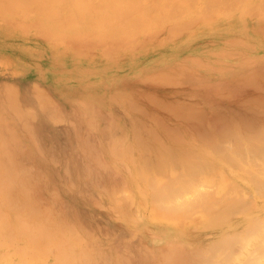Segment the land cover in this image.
Returning <instances> with one entry per match:
<instances>
[{
  "label": "crops",
  "instance_id": "obj_1",
  "mask_svg": "<svg viewBox=\"0 0 264 264\" xmlns=\"http://www.w3.org/2000/svg\"><path fill=\"white\" fill-rule=\"evenodd\" d=\"M209 3H211V5ZM55 5L56 4L48 3H45L42 6L33 4L29 6V8H26L23 4L15 3L13 1L4 2L0 0V58L6 57L13 64H9L11 66H7V68H1L0 66V89L5 87H13L19 93L18 99H15L14 101H10V99L0 100V103L4 102V104H0V106L19 108L17 116L9 115L10 119L0 122V138H14L16 140V148L9 153V155L11 154V157L8 155L9 151H7L5 154L7 158L5 161L8 165L5 168H8V170L11 168L10 171H16L17 169L16 172H27V170L32 171L33 174L31 177L32 179L33 177L35 179L33 181H47L42 184L32 183L30 184L31 186L34 184V186L43 185L69 188V190L65 191L63 196V201L69 204L67 209H65V212L67 213L66 217L71 218L72 216V204H78V206L74 207V210L75 212H79V217L81 218V227L83 230L85 229L87 231L86 237L82 238V242L84 241V244L81 245L82 250H85L86 248L88 249V246H90V249L94 250L95 252L105 251L106 256L115 258L114 256L117 252L127 249L129 254L133 256L130 258L131 264H163V262L177 261L178 258H180L179 260L181 261L183 259L184 262H188L191 259H194V262H198V260L202 261L204 258L206 261L207 257H205V255L207 256L210 254L209 249L211 248V245L213 242H216L217 238H221V235L216 234L219 231V226H217L216 223L222 222L226 214L219 215L221 217V221H218L219 218H217V215L213 213L214 211L211 212L210 207H208L210 212H207V206L210 205L207 204L208 200L206 199L207 196L205 195L210 192L208 189V192L205 190L203 192L202 188L203 186L205 188L206 185L208 186L216 184V172L217 170H225L226 163H223L219 160L217 162V155H222L224 152L222 149L223 147H221L219 144L222 149V153L220 152L219 147L216 150L218 152L213 151L215 147L212 149L213 146H211V143H208L210 145H207L205 143L206 141L203 140L206 138L205 135H207L204 129L211 133L210 135H212L211 137L213 138V143H221L219 140H222L224 137L222 136V139L218 138V136L221 135L219 134L218 130L215 131V123L212 125L214 126L213 129L211 128L212 126L209 129L207 128L212 124V120L215 121L214 119L216 116H218V112H222V116L225 114L224 118H227V121L230 119L231 122H235L239 119L233 113H229L228 108H238L239 106L238 109H240L244 103V99L245 102L251 104L248 98H260V102L261 100L264 101V90L261 89V85L264 89V0H192L189 2L177 3L175 5L176 7L174 6V9L172 8V10L175 11V17H172L173 14H170L166 19H150L149 24H146V26H158L159 28L155 29L154 31L152 29H145L146 34L140 36L136 35L134 28L129 29L126 35L123 31L119 30L117 33H113V31H103L104 33H100L101 35L98 33L93 34L90 30L92 26V18L90 19V16L83 12L78 14L82 16L78 23L79 29L76 27V24L73 26L62 22H59L61 24H57L55 18L68 17V13H61L57 15L54 14V18H51L47 13H39L40 11L45 12L47 10H58L62 12H69L72 10H133V7L129 4L94 3L91 5H74H79V8H73V4L70 3L60 4L57 8H55ZM25 10L37 11L38 13L28 14V18L23 20H18L16 17H14L17 16V14H21L22 11ZM169 10H171V8H169ZM10 16L12 18H8ZM147 22L148 21H146V23ZM189 22L192 24L185 28L187 26L186 24ZM130 25L135 26V19L130 20ZM60 27L63 28L61 29ZM180 28H185V30L178 33ZM71 43L80 44V49L76 50V53H80V55L84 56V63H87L86 65L88 66V69L86 72H84L85 74H77L71 69L65 70V65L61 61L62 57L58 56L54 58L52 62L48 61L50 55H55V47L58 48L62 47L60 45L64 46ZM121 47L123 50H121ZM64 48L65 47L58 49L59 51H63ZM168 74L170 75L168 76ZM71 75H74L76 81L74 80V82H70L68 84L66 81L69 80ZM248 75H251L252 77ZM166 80L167 82H164ZM176 80V84L173 83ZM256 80L260 82L258 85L262 83L260 87L256 84ZM250 81H255V86L258 88H255L254 84L251 86L249 83ZM245 84L247 85L245 86ZM36 87H39L50 97V106L52 107L51 110H47L46 113L41 111L40 103L34 96L36 93L35 90L37 89ZM253 87L255 90H253ZM258 89H261L263 92H260L261 90ZM220 91H222L221 93H225V95L223 94L221 96V94H219ZM228 93H230V95H228ZM258 94L260 95L258 96ZM29 95H31V97H29ZM247 96L249 97L247 98ZM177 100L180 104L177 102ZM240 100L242 103H239ZM256 100L257 99L253 101L252 99V102L254 103L253 106L252 104L250 105L248 103H244V106L250 105V107H254L257 105L259 107L260 102L258 103L259 100L257 102ZM168 101H171L172 103ZM157 102L161 104L164 103L166 105L165 107L161 105L164 109L168 108L167 110H175V115H177L176 113L182 114V110L184 111L185 108L188 110L189 105L195 108L201 107V110L199 109L201 113L203 112V114H205L207 112L206 116L204 115L206 118H202H205L206 122L211 124L206 126L207 124L204 122V125L202 126L196 123L198 120L194 122V119H192V121L190 118L195 117H191V115L194 113H192L190 117L187 118L189 121H186L187 119H181L184 115L181 117L177 115L178 117L175 116L176 118H173L174 114L169 111L172 113V115H169V112L165 113V111H162V108L159 107L160 105ZM174 102L176 103L177 107H179L182 103V105L186 106L180 111L179 108L181 107L177 108L174 106ZM260 104L263 103L261 102ZM169 105L172 106L170 107ZM133 106H135V108H133ZM183 107L184 106H182V108ZM242 107L240 110H243ZM260 107L262 109L264 105H261ZM202 108H204L206 112H204ZM192 109L193 108L190 107L188 111H192ZM193 110V112L198 114L197 108L196 110ZM27 111H29L31 115L24 114L29 113ZM216 111L218 112L216 113ZM200 112L199 114H201ZM213 112L216 116L213 114ZM187 113L184 112L185 117H187ZM203 114L201 116H203ZM221 114L219 116H221ZM198 115L196 116L198 117ZM210 115L212 117L215 116L214 119H211ZM259 115L264 121V116L261 112L260 114L255 115L256 118H258ZM248 116L249 115L247 114V117ZM160 117L164 120L162 122L161 119L159 121L160 123H167L169 128L170 126L176 125L175 128L179 129L177 131H179L182 136L178 137L179 139L176 137L175 139L173 138V140H171V137L173 136L172 133H170L172 136L168 135V133L166 134L163 129L164 127H162L166 126L167 128V125H163L161 123L162 125L160 126V123L158 124L157 119H160ZM251 117L248 119L253 121L254 118ZM178 118V121L175 120ZM224 118L221 120L226 122ZM256 118V123H264L262 120L260 121ZM166 120H168V122H166ZM57 121L59 122L57 123ZM190 122H193L196 124V126H201V128L204 127V129H201L199 126H197L199 128L198 129L197 127H194L195 125H193V123L191 124ZM153 123H155V125ZM110 125L112 126L113 130L111 129ZM191 127H193V129ZM238 127L241 128L242 126ZM196 128L198 131H200V129L203 130L202 132H204L203 136H205V138H202L201 131V133L198 132L199 134H196ZM170 129H173V127ZM109 130L111 132H109ZM169 130L168 132L176 133V131H173L174 129L171 131ZM217 131L219 135L217 134ZM136 132H139V138ZM244 132L245 131L242 133L240 131L242 135H244ZM176 134H174V137ZM197 135L201 136L200 139H202L204 143ZM242 135L241 139L243 137ZM106 136L110 138L108 139ZM111 136L115 138H112L114 140L113 144ZM122 136H125V138ZM134 136L136 139L138 138L139 141L142 139L141 141L143 142L140 141V144L139 141L134 138ZM117 137L118 139H116ZM145 137L149 139L147 140ZM209 137H207V140ZM183 138L186 140L184 143ZM154 139H156V141ZM230 141V143L233 144V147L238 148L237 146H234L232 140ZM107 143L110 144L108 145ZM160 143H163V145H168H166L167 149L164 153V155H167V159L168 155H170L167 154L168 147H172V150L169 149L171 151H169L170 153L176 149L175 152H173L174 154L172 153L170 156L173 157L174 155L177 158H184L187 156L189 157L188 160L192 156L188 155L191 152L194 151L195 153L196 151V153H198L199 159L203 156L204 159L201 158L200 160L209 161V163L207 164L206 162V164H211L214 168V171H216V175L212 174L214 171L206 166L209 168V171L206 172L208 168L206 169V167H204L205 165L203 164L205 163H202L201 166L205 168L206 171L202 167L206 173L201 172L199 168H196L201 172L200 173L198 171L196 175L198 179L201 180L200 183H206L205 185L201 184V186H199L202 187L199 189L202 191L201 193L199 192V195H196L195 198L196 200L198 196L202 197V193L205 194L201 198V200H204L203 198L205 197L207 200V203L205 202L204 205H202L203 208L206 206L204 211L200 209V201L197 200L196 202L199 203V206H194L196 210L193 212V209H189L192 213H189L188 209L185 211L182 207H180L178 205L180 202L175 201V203L174 201H171L176 204V208L178 206L182 208L181 211L184 210L186 213L188 212V214H184L185 212L182 214V212L179 211V208V212L175 211L177 209H174L172 203H170L172 204V207L169 208L167 204L165 207L169 209L172 208L174 211H166V209H162L164 205H162L161 202L157 203L154 201L155 199H151V194H155L157 189H161V187L160 189L157 187L162 181L165 182L168 180L169 183V179L174 175L175 178L173 177V180L179 179V177L177 178L176 175L181 172L184 173L181 167H185L186 164H189V169H194L190 164L191 161L188 162L187 160L188 163H186L184 166H181L183 160L182 162H178L179 159L176 160L174 157L173 158L177 161L173 162L177 165H175V169H173L172 166L174 164L171 165V161L174 160L172 157V160L168 159L171 160L170 163H168L169 167L164 166L161 168L162 165H164L163 163L167 161L166 159L165 161L163 160L164 162L161 160L165 156L160 153L163 152L166 146L164 145L165 147L162 148L163 145ZM114 144L117 146H114ZM225 144L226 146H230L228 142ZM110 145H113V147H110ZM137 145L139 148H137ZM144 146H147L148 149L144 150ZM226 146H224V150H227L225 149ZM180 147L187 149L188 152L186 150L185 151L189 154L185 155L187 154L185 151L181 153L179 151L181 150ZM113 148L115 150L114 153L112 150ZM229 148L228 150H230ZM243 148L244 147H242L240 150L245 152L244 150H246V148ZM157 149L160 151V158L162 157L159 159V161L161 160L163 163L161 167L157 166L156 168L157 171L162 169V173L160 172L157 174L156 171V173L153 174L152 172H155V168L152 169L150 166L153 165V163L156 165V162L151 160L153 162L151 163L150 157L153 159L152 154L155 153V157L157 159L159 158L157 155ZM143 150L147 153H145ZM116 151H118V153ZM115 152L119 155H115ZM230 152L228 151L229 154H232ZM228 153L226 152V154ZM235 153L239 154L238 152ZM223 154L225 155V153ZM93 155L94 157H92ZM143 155H149L147 156L149 160L147 165H145L146 157L143 158L145 159L143 161L141 159ZM97 156H99V159H96V161L98 160L99 164L96 162V166H94L95 158H98ZM187 157L184 158L185 162ZM9 158L12 160L11 163ZM100 159H103V162L105 161V163H103ZM199 159L196 158L193 159V161ZM133 160L137 162L135 163ZM133 163L136 165L134 166ZM12 164L13 166L16 165V169L12 166ZM101 164L102 166H100ZM179 164H181V167ZM193 164H198L199 166L201 163L199 164L197 161L193 162ZM155 165H153V167ZM165 165H167V163ZM101 167L105 169L102 170ZM187 168L188 167L186 166L184 170L186 171ZM196 169H194L195 171L193 170L194 174L191 171L193 176L195 175V172H197ZM112 170L113 172H111ZM170 170L172 172H170ZM177 171L180 172L177 173ZM186 172L184 173L185 175ZM98 173L101 175L102 180ZM150 173L157 181H151L155 183L153 186L157 188L155 190L156 192L153 191L154 187L152 188L153 190L151 189L152 191L149 189L150 179H153ZM165 173L167 176H170H168L169 179H167ZM120 174L125 181L123 179L121 180L122 177ZM159 175L162 178L159 177ZM111 176L113 179H116L114 182L112 181L113 179ZM147 176H149L150 179L146 178ZM200 176H202V179H200ZM185 177L189 180V177L191 176H184V178ZM99 178L103 184H99L101 183ZM17 179H19V177ZM120 181H124L125 183H121ZM183 182L185 183L186 181ZM146 183L149 184L147 185ZM179 183L181 182L177 180L176 184ZM16 184L14 185H29L28 183ZM171 184L172 183H170V185ZM176 184L173 183L171 186L176 188ZM181 184L178 185L179 188ZM117 186L119 188H117ZM188 186L189 185L187 184V187ZM100 187L104 189H101ZM187 187H184V189H186L185 193L183 188H180L182 189L183 193H181V190H179L180 192L177 190L179 194L181 193V197L183 194L185 195L187 193V190L188 195L190 194V197H192L191 194L194 192L191 193L192 190L190 189L193 188V186H191L190 189ZM208 187L210 188V186ZM72 188L79 189L77 191L73 190ZM124 188L127 190H124ZM162 188H164V186ZM171 188L168 186V191H170ZM214 188L215 186L213 187V190H215ZM173 190L175 189L173 188ZM195 190L198 191V189ZM125 191L126 193L124 194L128 198V203L120 204L118 198L119 195L117 194H121ZM163 191H166V189H163ZM197 191L194 194H196ZM173 192L174 191H172V194H174ZM165 193L163 192V199L165 197L164 203L170 202V200L174 199L170 197L171 199L169 198V200L166 198V196H168L170 193ZM212 194L210 197L208 195V197L214 198V195L212 196ZM188 195H185V197ZM154 196H158L157 193ZM194 197L195 196H193L189 202L192 201V199L194 201ZM200 197H198V199H200ZM176 198L175 200H178L180 196H178L177 199ZM187 198L189 199V196ZM187 198H183V200H186L187 202ZM180 200H182V198H180ZM98 203L99 205H96ZM192 205H190L191 208L193 207ZM187 206L189 207L188 204ZM176 215L177 217H175ZM185 215H189V217ZM228 217H233V215H228ZM164 218L165 221H163ZM84 219H86L85 227ZM167 226L178 229L176 230L178 234L174 233L172 235V239L170 240L165 238V230ZM179 233L180 237L178 238ZM186 235L187 238H185ZM88 237L89 239L94 238V241H89ZM121 237L123 239L127 237L128 241L122 243L120 241L122 239ZM159 243L162 244L160 245ZM173 243H176L180 250H178L179 248L177 246L174 248ZM144 246H146L147 249ZM168 248L172 253L167 251ZM193 248H195V251L198 250L197 252L200 251L199 255H202L199 256L197 252L195 253ZM87 249L86 251H88ZM174 249L177 250L174 251ZM164 252L167 255H164ZM174 253L176 254L174 255ZM186 254H189L191 259L189 257L188 260V258L180 256H187ZM170 255L174 258L170 259ZM208 257L209 258L207 259V262H213L215 259L210 255ZM111 258L108 257V261ZM48 263L50 264L51 262ZM65 263L71 264L69 262H64V264ZM54 264H57V262ZM80 264L100 263L99 259H96L95 262H80ZM110 264H119V262H112Z\"/></svg>",
  "mask_w": 264,
  "mask_h": 264
},
{
  "label": "rangeland",
  "instance_id": "obj_2",
  "mask_svg": "<svg viewBox=\"0 0 264 264\" xmlns=\"http://www.w3.org/2000/svg\"><path fill=\"white\" fill-rule=\"evenodd\" d=\"M1 1H4V2L13 1L15 3L25 5L26 8H29V6H31L33 4H36V5L38 4V5L42 6L45 3L46 4L47 3L48 4H56L55 8H57L60 4L67 3L66 1H68V2L71 1L70 4H73V8H79L80 4H88V5H91L94 3H125V4H129L130 6L133 7V10H129V11H127V10H125V11H100V10L80 11V10H72L69 12H62V11H58V10H47L45 12L40 11L39 13H47V14H49V16L51 18H54V14L57 15V14H61V13H68L67 14L68 17H57V18H55L57 21V24H61L59 22L66 23L67 25L70 24L72 26L74 24H76L77 25L76 27L78 28V26H79L78 23L82 18V16H80L78 14L83 12L85 14L87 13L90 16V19L92 18V22H91L92 26H91L90 30L93 34H96V33L100 34L103 31L104 32L105 31H108V32L113 31V33H117V31L119 30V31H123L126 35L129 31V29L134 28L136 35L140 36V35L146 34L145 29H148V30L152 29L154 31L155 29L159 28L158 26H150V25L146 26V24H149L150 19H154V18L159 19L160 17L166 19L168 17L169 13L173 14V16L175 17V11L174 10L169 11V8L172 7V4L174 6V4L176 5L177 3H184V2H189L192 0H66V1H64V0L63 1H61V0H1ZM199 1H209V0H199ZM174 2H176V3H174ZM149 3L151 4V6L147 5ZM165 3H166V5H164ZM75 4H79V5L74 6ZM145 5L148 8H146ZM157 5H158V7H157ZM154 7H157V8H155V10H154ZM93 8H95V7H93ZM172 8H174V7H172ZM146 9H148V10H146ZM34 13H38V12L25 10V11H22L21 14H19V15L17 14V16H14V17H16L18 20H23L25 18H28V16H29L28 14H34ZM125 13L127 14V16ZM128 14H129V16H128ZM71 17H73V18H71ZM8 18H12V17L10 16ZM131 19H135V25L136 26L130 25ZM146 21H148V22L146 23ZM191 24H192L191 22L187 23L186 24L187 26L185 28L189 27ZM60 28L62 29L63 27H60ZM185 28H180V30H178V33L185 30ZM57 34H60V33H57ZM60 46L65 47L64 50L59 51L58 48L62 49V47H58V48L55 47V51H54L55 55L54 56L50 55L49 56L50 58L48 61L52 62L54 58H56L58 56L62 57L61 61L65 65L64 66L65 70L71 69V70H73V72H76L77 74L78 73L85 74L84 72H86V70L88 69L87 68L88 66L86 65L87 63H84L85 62L84 56L80 55V53L79 54L76 53V50L80 49V44L71 43L68 45H64V46L60 45ZM121 50H123L122 47H121ZM6 60L9 61V59L6 57L0 58L1 68H7V66L10 67L11 65H13L12 62H10V61L8 62ZM9 64H11V65H9ZM74 80H75L74 75H71L69 77V80L66 82H68V84H69L70 82H74ZM36 88L37 89L35 90L36 93L34 96H35V98H37L39 103H40V100L47 103V107H46L47 109H45V107L40 108L41 111H44L46 113L47 110H51V107H52V106H50L51 105L50 97L46 93H44L39 87H36ZM17 93L18 92L13 87H10V88L5 87L3 89H0V100L10 99V101L11 100L14 101L15 99H18L19 93L18 94ZM29 97H31V95H29ZM41 103H43V102H41ZM0 104H4V102H1ZM40 106H41V104H40ZM17 108L9 107V106H0V122H4L7 119H10L9 115L17 116V112L19 110V108L18 109ZM27 112H29V111H27ZM230 112L233 113L232 111H229V113ZM26 114L31 115V113H26ZM243 129L244 128H240L239 131L243 132L244 131ZM230 145H232V144H230ZM13 148L14 149L16 148V140L14 138H10V139L0 138V157L2 158V159H0V174H1L0 180H2V181H0V210H2V212L0 211V214H1L0 215V264H47L48 262H51L50 264H54L55 262H57V264L58 263L62 264V261L67 262V260H66L67 257L70 260L69 256L71 258L73 256H75L74 261L72 260L73 264L74 263L80 264V262L83 259H84L83 262H88V263L95 262L96 259H99L100 264H106V263L110 264L112 262H117V261L119 262V264H126V262H127V264H131L130 258H132L133 256H130V254L127 250H123V251L120 250L119 252H117L116 255L114 256L116 259L111 258V256H108L111 258L110 259L111 261H108L107 256H105V253H106L105 251L95 252L94 250L90 249V246H88L89 247L88 253L86 250H82L81 245L84 244V241L82 242V238L86 237L87 231L85 229L83 230V228L81 227V218L79 217V215H80L79 212H75V210H74V207L78 206V204H74V203L72 204V207H73L72 216H71V218L66 217L67 213L65 212V209H67L69 204L65 203L63 201V196L65 194V191L69 190V188L56 187V186H43V185L31 186L30 184H32L33 182L42 184V183H45L47 181L46 180L33 181L31 179L32 178L31 175L33 174L32 171H31L32 173H30V171H27V172L10 171L9 172L8 168L6 169L8 172L5 171V167L8 166L5 159H4V158H6L5 154L9 150L13 151L14 150ZM41 150H42V148H41ZM2 154H4L5 157ZM233 154L234 153L230 154V156H232L233 159L236 158L235 161L241 162V159L244 158V156H240L241 158L239 159V157L237 156L238 154H236V155L235 154L233 155ZM227 156L230 157L229 155H227ZM227 156L225 157L223 155H217V162L219 160L223 163H226L225 164L226 169L222 170V171L217 170V172H216L217 173L216 179L218 178V181L216 182V187H218V188L216 189V191H220V190L226 191L227 186H231L230 184L233 185L235 183L234 178L231 175L232 168H233V170H234V168H237V171L240 174L243 173L244 175H246L244 173V171H242V169L240 168L241 167L240 165H239L240 167L238 166V164H237L238 167L237 166L234 167L235 165L232 166L231 164H232L233 160H231V158H230L231 161L229 162L228 160H226L228 158ZM254 157H256V156H254ZM235 161H233L234 164L236 163ZM242 161H243V159H242ZM240 162H237V163H240ZM249 163H250V161H249ZM230 168H231V170H230ZM6 172L8 174L10 173L9 174L10 180L7 177ZM5 176L7 178H5ZM12 176H14L15 179H13ZM18 177H19V179H17ZM262 177H264V176H262ZM262 179H264V178H262ZM13 180H15V181H13ZM22 180H25V181L21 182ZM31 180H32V182H31ZM230 181H232V182H230ZM27 182L29 185H25V186H15L14 185L16 183H27ZM228 182H230V183L228 184ZM10 185H11V187H9ZM29 186L31 188H29ZM28 188H29V190H28ZM225 188H226V190H225ZM11 189H13V191L14 190L15 191L13 192ZM72 189L78 191L79 188H72ZM7 190H8V193L10 190L11 194L10 193L8 194ZM21 190H22V192H21ZM16 191H17V193H16ZM223 191H221L222 194L224 193ZM29 193H30V195H29ZM7 194L9 195V197H7ZM120 195L123 196L125 194L122 193ZM230 195H232V194H230ZM240 196H241V194H240ZM240 196L238 194L237 197L239 198ZM242 196H244V195H242ZM5 197L7 198L8 201L5 200L6 199ZM10 197L11 198L13 197L12 202H14V204H15L14 206H12V205L10 206V204L7 203V202L11 203V201H9V199H8ZM234 197H235V194H234ZM16 198L19 200H17L15 202L14 200H16ZM32 198H34V200ZM246 198H248V197H246ZM25 199H26V201H24ZM30 199H32V200H30ZM35 200H36V202H35ZM27 201L29 204L27 203ZM119 201H120V204H126V203H128V198L127 197L125 198L123 196L122 198H119ZM6 203L9 204V206H7ZM25 203H27L29 207L26 206L27 204H25ZM16 204H18V206H16ZM33 204H34V206H33ZM35 204H37V205H35ZM23 205H25V206H23ZM32 208H34L33 209L34 211L32 210ZM43 209H45V210H43ZM245 215L246 214L243 215L242 213L241 214L237 213V215H236V213H235L233 215V217H226L225 216V218L223 219V220L226 219L225 222L222 221V222L217 223V226H219V231H218L219 233L217 232L216 234L221 235L220 236L221 238H217L216 242H218L221 239L223 240V238H222L223 233L232 234V232H234V230H236V229L240 230V231L237 230L238 231V237L236 239L238 241L235 239L236 241L234 240V242H233V239L229 238V239H232L229 241L231 244L230 247L233 250V251H231L233 254H231V257H229V258L224 257V256L228 255V254H226L227 250H230V248L227 247V246H229V243L228 244L226 243L227 246L223 245L221 243L223 245L222 246L223 248L221 246H220V248H216L217 251L214 252V254L216 253L215 255H217L216 260L222 261L225 258L226 262L224 259V263L219 262V261H217V262L213 261V262H203L204 264H264V214H260V216L256 217L258 220L255 218L254 219H251V218L247 219ZM2 217H3V219H2ZM18 218H21V220L18 221ZM218 218H219V221H221V217L219 216V214H218ZM250 220H253V221H250ZM17 221H18V225H17ZM249 221L252 222L253 225L250 223L247 224V222H249ZM85 222H86V219H84V227H85ZM27 224H29V226ZM231 224H233V225L231 226ZM246 224L247 225L250 224L251 227L250 226L247 227ZM19 225L21 226V228H19L20 227ZM31 225L33 228L36 229V231H35V229L32 230ZM42 225H44V226H42ZM45 225H47L48 230L46 228H45L46 230L44 229V227H46ZM24 226H25V228H27V226H28L29 229L26 230L24 228ZM42 227L44 230L42 229ZM234 227H236V228L234 229ZM9 229H11V230H9ZM249 229H250V231H249ZM252 230H253V232H252ZM32 231H34V233H32ZM46 231H48L50 234H48V232H46ZM16 235H17V237H16ZM32 235H34V236L32 237ZM44 235H46V236H44ZM88 239H89V237H88ZM46 240H48L49 242L48 241L46 242ZM89 241H94V238L89 239ZM120 241L122 243L127 242L128 238L127 237L125 239L122 238ZM229 241H227V242H229ZM41 243L44 246L41 245ZM57 244L64 245V246L60 247V245L58 246ZM213 244H214V242H213ZM213 244L211 246H213ZM88 245H90V244H88ZM39 246H41V248ZM49 246L51 248V249L49 248L51 251H49V249H48ZM235 246H237V247H235ZM58 247H59V249H57ZM67 247H69V248L71 247V249H73L74 255L72 256V252H71V254H68L67 256L65 254L64 255L65 259H64V258H62L63 256L60 254V252L63 251L62 250L63 248H66L64 250H66V253H69L68 252L69 248L67 249ZM211 249H212V247H211ZM59 250H61V251H59ZM210 251H212V250H210ZM58 252L61 255L60 256L61 260L62 259H64V260H62V261L59 260L60 257L58 255ZM80 254L82 256H80ZM212 254H213V252H212ZM224 254H226V255H224ZM122 255H124L123 258H122ZM8 256H9V258H8ZM89 256H90V258H89ZM125 256L129 258V259L127 258L128 261H126V258H124ZM222 256H223V259L221 260ZM228 256H230V254ZM77 257H79L80 259L79 258L77 259ZM72 261L70 260L69 262L72 263ZM124 261H126V262H124ZM179 261L181 262V260H179ZM180 262H178V261L168 262V263L163 262V264H196L197 263V262L195 263L194 260H189L188 262H181V263Z\"/></svg>",
  "mask_w": 264,
  "mask_h": 264
},
{
  "label": "bare ground",
  "instance_id": "obj_3",
  "mask_svg": "<svg viewBox=\"0 0 264 264\" xmlns=\"http://www.w3.org/2000/svg\"><path fill=\"white\" fill-rule=\"evenodd\" d=\"M61 1H63V0H61ZM64 1H66V0H64ZM217 1H218V0H217ZM66 2H67V3H70L71 1H70V2L66 1ZM149 2H150V1H149ZM176 2H177V1H176ZM176 2H174V3H176ZM214 2H216V1H214ZM150 3H151V2H150ZM150 3L147 4V5H150V6H151ZM211 3H212V2H211ZM211 3H209V4L211 5ZM230 3H231V2H230ZM164 5H166V3H165ZM150 6H149V7H150ZM174 6H175V4H174ZM174 6H173V4H172V7H174ZM145 7L148 8L146 5H145ZM157 7H158V5H157ZM157 7H154V10H155V8H157ZM172 7H171V10H172ZM175 7H176V6H175ZM173 9H174V8H173ZM146 10H148V9H146ZM169 11H170V10H169ZM177 12H178V11H177ZM126 13H127V12H126ZM126 13H125V14H126ZM128 13H129V12H128ZM118 14H119V13H118ZM169 14H170V13H169ZM169 14H168V16H169ZM123 16H124V15H123ZM126 16H127V14H126ZM128 16H129V14H128ZM115 17H116V16H115ZM124 17H125V16H124ZM172 17H173V15H172ZM71 18H73V17H71ZM127 18H128V17H127ZM160 18H161V17H160ZM98 20H99V19H98ZM116 24H117V23H116ZM107 25H108V24H107ZM135 26H136V25H135ZM171 28H172V26H171ZM107 30H108V29H107ZM101 31H102V30H101ZM171 31H172V30H171ZM100 35H101V34H100ZM116 39H117V38H116ZM105 40H106V39H105ZM105 40H104V41H105ZM108 40H109V39H108ZM114 40H115V39H114ZM166 75H167V74H166ZM169 75H170V74H168V76H169ZM163 76H164V75H163ZM248 76H251V75H248ZM263 76H264V75H263ZM251 77H252V76H251ZM260 77L262 78L261 75H260ZM160 80H161V79H160ZM179 81H180V80H179ZM239 81H240V80H239ZM251 81H253V80H251ZM251 81H250L249 83L251 84V86H252V84H254V87H255V88L257 87V86H255V85H256V84L258 85V83H260L258 80H256V82H257L256 84H255V81H254V82H251ZM261 81H262V80H261ZM164 82H167V80L164 81ZM164 82H163V83H164ZM176 82H177V80H176L175 82H173V83L176 84ZM160 83H161V82H160ZM173 83H172V84H173ZM247 83H248V82H247ZM164 84H165V83H164ZM198 84H199V83H198ZM198 84H197V86H198ZM261 84H262V83H261ZM261 84H259L258 86L260 87ZM206 85H210V84H206ZM242 85H243V84H242ZM246 85H247V84H245V86H246ZM248 85H249V84H248ZM254 87H253V88H254ZM255 88H254L253 90H255ZM257 88H258V87H257ZM251 89H252V88H251ZM261 89L264 90L263 87H262V85H261ZM261 89H258V90H261ZM222 90H223V88H222ZM258 90H257V91H258ZM262 90H261L260 92H263ZM221 92H222V91H220V93H219V94H221V96H222L223 94L225 95V93H221ZM229 92H230V91H229ZM263 93H264V92H263ZM226 94H227V93H226ZM228 95H230V93H228ZM259 95H260V94H258V96H259ZM262 95H263V94H262ZM219 96H220V95H219ZM226 96H227V95H226ZM248 97H249V96H247V98H248ZM251 97H252V96H251ZM252 99H253V101H254L255 99H257L256 102H257L258 100H259L258 103L260 102V98H250V99L248 98V100H249V102H251L252 106H253V104H254V103L252 102ZM157 100H158V98H157ZM250 100H251V101H250ZM242 101H243V99H242ZM246 101H247V99H246ZM41 102H43V103H41ZM168 102H171V101H168ZM175 102H176V101H175ZM175 102H174V103H175ZM177 102H178V100H177ZM191 102H192V101H191ZM194 102H195V101H194ZM194 102H193V103H194ZM240 102H241V100L239 101V103H240ZM256 102H255V103H256ZM261 102H262L263 104H260ZM261 102L259 103V105H260V106H261V105L263 106V105H264V101L261 100ZM157 103H159V102H157ZM171 103H172V102H171ZM178 103H179V102H178ZM241 103H242V102H241ZM244 103H248V102H245V99H244ZM244 103H243V105L241 104V105L243 106V107L241 106L243 110H240L241 107H240V109H238L239 106H238V108H231V107L228 108V110L230 109L229 111H232V112L235 114V116L239 119V120H237V121H235V122H234V121L231 122V120H230L229 118H228L229 120L227 121V120H226L227 118H224V117H225V116H224L225 114H223V116H222V114H221L222 112L220 113V112L216 111V113L218 112V113L221 114V116H219L220 114L217 113L218 116H216V115L214 114V112H215V111H214L213 114H214L216 117H219V118H216V117L214 116L215 119H214V117H212L213 115H212V113H211V115H212V116L210 115L211 119L213 118L216 122L213 121V120H212V121H213V122H212V121L210 120L212 124L209 123V124H211V125H210L209 127H207V128L209 129V128L215 123V128H216L215 131L218 130V131H219V134L221 135V136H218L219 134H218V131H217V134H218L217 136H218V138L222 139V138L224 137V138H223L224 140H223V139H222L223 141H222V140H219V142H221V143H217V144H216V143H213L214 141L212 140V139H213V138L211 137L212 135H210L211 133H209L206 129H204V127L201 128V126H199V125H202V126H203V125H204V122L207 124L206 126L209 125V124L206 122V119H205V118H206L205 116H206V113H207V112L204 110V108H202V109L204 110V112H206L205 114H203V112H202V113L200 112L201 107H196V108H197V113H198V114H199V112L201 113V114L198 115V114H196L195 112H193V111H194L193 109L196 110V108L193 107V106H191V105H189V106L192 107L193 109H192V111H188V110L190 109L189 106H188L189 109L187 110V109L185 108L186 105H182L183 103L179 106V107H181V108L177 107V106H176V103L174 104V106H176L177 108H179L180 111H181V109H184V108L186 109V111H185V109H184V111L182 110V112H183V113L181 112L182 114H180V113H176L179 117H181V116L184 115L181 119H185V120H186L187 118L190 117V115H191L192 113H194V114L191 115V117H192V116H193V117L195 116V117H194V118H190V119H191V120L194 119V122H196V120L199 121V122H198V121L196 122V123L199 124V125H197V126H199L201 129H204V131H206V132H205V133H207V135H205L206 138H205V136H203V133H204V132H202L203 130L200 129V131H201L202 133H201L200 131H198L199 128L196 126V124H194V123L192 122L193 125H195L194 127H197V128H198V129L196 128L197 131H196V130H194V131H196V134L201 133L202 138H205V139H203L204 141H206L205 143H206L207 145H210V144H208V143H211V146H213L212 149L215 147V149H213V151L218 152V151H216V150H217L218 147H219V148H220L219 150H220L221 153H222L221 150L223 149V151H224L223 153H225V155H224L223 153H222V155L225 156V157L229 154L228 151H229V152L231 151L230 153H233V152H234L235 155L237 154V153H235V152H238L239 154H238L237 156L239 157V159L241 158L240 156H244V158H242L243 161H242V159H241V162H240V161H235L236 158L233 159V157L230 156V154H229L230 157L227 156L229 159L227 158L226 160H228L229 162H230L231 160L235 161V162H236V163H235V166H234L233 161H232V164H231V163H230V164H231L232 166H234V167H236L237 164H238V166L240 165L241 167H240V166H239V167L242 169V171H244V173H245L246 175H244L243 173L240 174V173L237 171V168H235L234 170H233V168H232V170H231V168H230V170H231V172H232L231 175H232V177L234 178L235 183H234L233 185L230 184L231 186H227V185H226V186H227V187H226L227 190H226V188H225L226 191H223V190L216 191V189H217L218 187H216V184H215V185L213 184L214 182L212 183L213 185H208V186H210V188H209L207 185H206V187L204 188V186L202 185L203 188H204V189H203L202 187H199V186H201V184H204V183H200L201 180H199L198 177L196 176L197 173H198V171L200 170L201 172H204V170H205L204 167H206V166H208L210 169H212V171H214V168L212 167L211 164H209V165H211V166L207 165V164L209 163V161H207V160H206V161H205V160H204V161H203V160H200L201 158L204 159V157L202 156V157H200V159H199L198 153H196V151H195L196 154L194 153V151H193V152L190 151L192 154H191V153L189 154V153H187V152H188L187 149H184V148L182 147V148H183V151H182V148L180 147L181 150H179V151H180L181 153L184 152V151L186 150L187 152H186V151H185V152H186L187 154H185V155H188V154H189L188 156H191V155L193 156V157L191 156V158H193V159H196V158H197V159L200 160V161H199V160H194V161H193V159H191V158H190L191 160H190V159L188 160L189 157H187V156H185L184 154H182L183 156L187 157V158H186V162H185V160H184L185 157H184V158H179V157L177 158L176 156L173 155V157L176 158V160L179 159L178 162H179V161L182 162V160H183L182 165L179 164V166H180V165H181V166H184L186 163H188L189 161H191L192 163L190 162V164H191V166H192L194 169L199 168V170L196 169L197 172H195V175L193 176V175L191 174V171H192V173L194 174V172H193L194 169L192 168L193 170H190L191 168L189 169V166H190L189 164H186L185 167H181V166H180L181 169H183L184 173L187 171V172H186V175H185L184 173H182V172H181V173H178V172H180V171H177L178 174L176 173V174H177L176 177H177V178L179 177V179H177V180H179L181 183H182L183 181H186V182H185L186 184H185L184 182H183L182 184L179 183V184H181V185H180V188H183L184 193H185V192H186V191H185L186 189H184V187H187V184H188L189 186H188L187 188H189V189L191 188V186H193V188L190 189V190H192L191 193H192V192L195 193V192L197 191V190H195V189H198V191H197L196 194H194V193L191 194L192 197H193V196H195V197H194V201H193V199H192V201H190V202H191V203H190L189 200H190L192 197H190V194L188 195V190H187V193H186L185 195H188V196H189V199L187 198L188 196L185 197L184 194H183L182 197H181V193H183V192H182V189L179 188V186H178L179 184H176L177 180H176V179L173 180V177L175 178V175H174V176H171V178L169 179L170 176L168 175V176H169V177H168V176L166 175V173H165V176H167V179H169V183H168V180H166L165 182L162 181V182H161L162 184L160 183L161 185L158 184V183H159V182H158L157 184H158L159 186H158L157 188L160 189V187H161V189H162V190H161V189L158 190L155 186H153L155 183L151 182L152 180L154 181L155 179H154V176L151 175V173H150V175H151V177H152L153 179H150L149 176L146 177V178H149V179H150V184L148 183V184H149V189L151 190V189L154 187V190H153V189H152V190H153L154 192L157 191L156 193H157V195H158V196H154L156 193H155V194H151V197H152L151 199H153V200L155 199L154 201L157 202V203H160V202H161L162 205H164V206L162 207V209L164 208V209H166V211H167V210H172V211H174V209H177V210H175V211H178V208H179V211L182 212V214H183L187 209H188V210H189V209H190V210L193 209L192 211L194 212V211L196 210L195 207H197V205L200 203V206H201L200 209L204 211L205 208H206V206H204L205 208H203L202 205H204L205 202L207 203V200H208V203H207V204L210 205V206H207V212H210V209H211V212L214 211L213 213H215V214L217 215V216H216L217 218H218V214H219V215H220V214H223V215L226 214L225 216L228 217L227 215H230V214H233V213H234V214L236 213V215H237V213H240V214L242 213L243 215L246 214L245 216H246L247 219H249V218H251V219H254V218L257 219L256 217L260 216V214H264V179H262V178H264V177H262V176H264V123H263V124H262L261 122L256 123V120H255V118H256L255 115L260 114V112H261V113L263 114V116H264V107H263L262 109H261L260 106H259V107H260V108H259L257 105L254 106V107H250V105H251L250 103H248V104H250V105L244 106ZM40 104H41V107H42V108L45 107V109H47V108H46V107H47V103H46V102L40 100ZM179 104H180V103H179ZM195 104H196V103H195ZM132 105H134V104H132ZM159 105H160L159 107H161V108H162L163 106H164V107L166 106L164 103H162V104L159 103ZM161 105H163V106H161ZM228 105H229V104H228ZM130 106H131V104H130ZM169 106L171 107L172 105H169ZM182 106H184V107L182 108ZM167 107H168V106H167ZM170 107H169V108H170ZM257 107H258V108H257ZM133 108H135V106H133ZM161 108H160V109H161ZM167 109H168V108H165V109L162 108L161 110H162V111H165V113H166V112H169V111L172 112V113L174 114V115H173V116H174L173 118H176L175 116H177V115H175V110H173V109H169V110H167ZM199 109H200V110H199ZM259 109H261L262 111L259 110ZM130 110H131V107H130ZM216 110H217V109H216ZM133 111H134V110H133ZM143 111H144V109H143ZM198 111H199V112H198ZM121 112H122V111H121ZM137 112H138V111H137ZM170 112H169V115H170V114L172 115V113H170ZM176 112H177V111H176ZM184 112H185V113L188 112V113L186 114L187 117H185ZM29 113H30V112H29ZM145 113H146V112H145ZM145 113H144V114H145ZM148 113H149V112H148ZM244 113H245V114H244ZM20 114H21V113H20ZM25 114H26V113H25ZM57 114H58V113H57ZM179 114H180V115H179ZM195 114L198 115V117H197ZM202 114H203V116H201ZM242 114H243V115H242ZM247 114L249 115L248 117H247ZM250 114H251V115H250ZM146 115H149V114H146ZM150 115H151V113H150ZM152 115H153V114H152ZM188 115H189V116H188ZM204 115H205V116H204ZM244 115H245L246 117H245ZM54 116H55V115H54ZM178 116H177V117H178ZM251 116H252V117H251ZM254 116H255V117H254ZM158 117H159V116H158ZM166 117H169V116H166ZM202 117H205V118L203 119ZM221 117H223L224 120H226V122L223 121V120H221V119H223V118H221ZM250 117H251V118H254L253 121H251V119H248V118H250ZM22 118H23V117H22ZM57 118H58V117H57ZM198 118H199V119H198ZM201 118L203 119V121H202ZM220 118H221V119H220ZM49 119H50V118H49ZM151 119H152V116H151ZM158 119H159V118H158ZM158 119H157V121H158V124H159V123H160L159 121H160L162 118L160 117V119H159V120H158ZM207 119H208V118H207ZM217 119H218V120H217ZM219 119H220V121H219ZM233 119H234V118H233ZM256 119H259L260 121L262 120V119L260 118V115H259V117L256 118ZM175 120L178 121L179 118H178V119H175ZM191 120H190V121H191ZM204 120H205V121H204ZM235 120H236V119H235ZM157 121H156V123H157ZM163 121H164V120L162 119V122H163ZM182 121H183V120H182ZM186 121H189V119H187ZM192 121H193V120H192ZM207 121H208V120H207ZM262 121H263V120H262ZM58 122H59V121H57V123H58ZM109 122H110V121H109ZM109 122H108V123H109ZM152 122H153V119H152ZM162 122H161V123H162ZM166 122H168V120H166ZM179 122H180V121H179ZM208 122H209V121H208ZM219 122H221V123H219ZM263 122H264V121H263ZM54 123H55V122H54ZM114 123H115V122H114ZM114 123H113V124H114ZM133 123H134V122H133ZM161 123H160V126L163 124V123H162V124H161ZM169 123H171V122H169ZM188 123H189V122H188ZM190 123H191V122H190ZM192 123H191V124H192ZM200 123H202V124H200ZM64 124H65V123H64ZM148 124H149V123H148ZM153 124L155 125V123H153ZM258 124H259V125H258ZM24 125H26V124H24ZM107 125H108V124H107ZM115 125H116V124H115ZM134 125H135V124H134ZM134 125H133V126H134ZM144 125H145V124H144ZM163 125H167V128H169V125H168L167 123L164 122ZM188 125L191 126L190 124H188ZM193 125H192V126H193ZM110 126H111V125H110ZM118 126H119V125H118ZM131 126H132V124H131ZM135 126H136V125H135ZM146 126H147V125H146ZM160 126H158V127H160ZM206 126H205V128H206ZM238 126H242L241 128H244V129H243V130L245 131V132H244V135H242V134L240 133V131H239L240 128H239ZM259 126H260V127H259ZM108 127H109V125H108ZM162 127H164L163 129H164V131L166 132V134L168 133V135H170V133H172L173 136L170 135V136H172V137H171L172 139L169 137L171 140H173V138L175 139L176 137L178 138V137H181V136H182L181 133H179V131H177V130H179V129H178V128H175L176 125H174V126H170V128L173 127L174 130H173V129H170V128H169V129H170V130H169V129L166 128V126H162ZM213 127H214V126H212L211 128L213 129ZM114 128H115V127H114ZM135 128H136V127H135ZM186 128H187V127H186ZM191 128L193 129V127H191ZM238 128H239V129H238ZM111 129H112V126H111ZM118 129H119V127H118ZM132 129H133V127H132ZM150 129H151V128H150ZM166 129H167V130H166ZM175 129H176V130H175ZM188 129H189V128H188ZM27 130H28V129H27ZM105 130H106V128H105ZM107 130H108V129H107ZM112 130H113V129H112ZM119 130H120V129H119ZM134 130H135V129H134ZM151 130H152V129H151ZM168 130H169V131H171V130L176 131V133H177L178 135H177L176 133H174V132H168ZM189 130H190V129H189ZM115 131H116V129H115ZM115 131H114V132H115ZM121 131H122V130H121ZM215 131H213V132H215ZM237 131H238V132H237ZM109 132H111V131L109 130ZM132 132H133V131H132ZM150 132H151V131H150ZM191 132H192V131H191ZM198 132H199V133H198ZM115 133H116V132H115ZM124 133H125V131H124ZM136 133H137V132H136ZM152 133H153V132H152ZM173 133L176 134L175 137H174V134H173ZM242 133H243V132H242ZM246 133H247V134H246ZM107 134H108V132H107ZM116 134H117V133H116ZM116 134H115V136H116ZM138 134H139V132L137 133V135H138ZM240 134L243 136L242 139H241V135H240ZM119 135H120V134H119ZM134 135H135V134H134ZM168 135H167V137H168ZM209 135H210V137H209ZM112 136H113V135H112ZM112 136H111V140L115 139V138H113ZM115 136H114V137H115ZM135 136H136V135H135ZM135 136H134V138L136 139L137 136H136V137H135ZM139 136H140V135H138V138H139ZM197 136L199 137V139L201 138V136H199V135H197ZM222 136H223V137H222ZM106 137H108V136H106ZM120 137H121V136H120ZM122 137L125 138V136H122ZM207 137H209L208 140H207ZM225 137H226V138H225ZM109 138H110V137H108V139H109ZM112 138H113V139H112ZM138 138H137L136 140L139 141ZM145 138H146V137H145ZM210 138H211V139H210ZM228 138H229V140H228ZM116 139H118V137H117ZM146 139H147V138H146ZM148 139H149V138H148ZM148 139H147V140H148ZM178 139H179V138H178ZM181 139H182V138H181ZM225 139H226V141H225ZM245 139H246V140H245ZM106 140H107V138H106ZM141 140H142V139H140V141H141ZM154 140L156 141V139H154ZM157 140H158V139H157ZM200 140H202V139H200ZM203 140H202V142H203ZM215 140H216V139H215ZM227 140H228V141H227ZM230 140H232V142L234 143V146H237L238 148L233 147V146H232L233 144L230 143V142H231ZM31 141H32V140H31ZM75 141H76V140H75ZM107 141H108V140H107ZM109 141H110V140H109ZM117 141H118V140H117ZM140 141H139V143L141 144V142H143V141H141V142H140ZM177 141H178V140H177ZM180 141H182V140H180ZM184 141L186 142V140H184V138H183V143H184ZM207 141H209V142H207ZM240 141H241L242 144L240 143ZM113 142H114V140L112 141V144H113ZM145 142H146V141H145ZM158 142H159V141H158ZM160 142H161V141H160ZM170 142H171V141H170ZM223 142H224V143H223ZM226 142H228L229 145L232 144V145H230L232 148H231L230 146L227 145L228 148L230 147L229 149H232V150H228V148H227V146H226V144H225ZM74 143H75V142H74ZM76 143H77V141H76ZM148 143H149V142H148ZM167 143H168V142H167ZM176 143H177V142H176ZM203 143H204V142H203ZM107 144H108V143H107ZM109 144H110V143H109ZM109 144H108V145H109ZM136 144H138V143H136ZM140 144H139V145H140ZM142 144H143V143H142ZM160 144L163 145V143H160ZM190 144H191V143H190ZM215 144H216V145H215ZM219 144L221 145V147H223L222 149H221V147H220ZM224 144H225V145H224ZM127 145H130V144H127ZM145 145H146V144H145ZM147 145H148V144H147ZM154 145H155V144H154ZM164 145L166 146L167 144H164ZM164 145H163V147H162V146H161V147L164 148V147H165ZM192 145H193V144H192ZM214 145H215V146H214ZM223 145L226 146L225 149H227L228 151H227V150H224V146H223ZM114 146H117V145L114 144ZM121 146H122V145H121ZM140 146H141V145H140ZM167 146H168V145H167ZM167 146L164 148L163 152L161 151L162 153H160V154H163V155H164V153H165V151H166V149H167ZM216 146H217V148H216ZM20 147H21V146H20ZM110 147H113V145H112V146L110 145ZM149 147H150V146H149ZM156 147H158V146H156ZM156 147H155V148H156ZM170 147H171V146H170ZM239 147H240V148H239ZM242 147L246 148V150H244L245 152H243V151L240 150ZM127 148H128V147H127ZM131 148H132V147H131ZM137 148H139L138 145H137ZM137 148H135V149H137ZM158 148H159V147H158ZM178 148H179V147H178ZM210 148H211V147H210ZM234 148H235V149H234ZM244 148H243V149H244ZM8 149H9V148H8ZM13 149H14V148H13ZM107 149H109V148H107ZM142 149H143V148H142ZM145 149H148L147 146H144V150H145ZM152 149H153V148H152ZM169 149L172 150V147H171V148L168 147V150H167V154H170V155H171L173 152H175V150H176V149L174 148L175 150L172 151V153H170L171 151H170ZM189 149H190V148H189ZM236 149H237V151H236ZM243 149H242V150H243ZM112 150H113V153H114V151H115L114 148H113ZM144 150H143V151H144ZM155 150H156V149H155ZM234 150H235V151H234ZM10 151H11V150H9L8 155H9ZM128 151H130V150H128ZM157 151H158V152H157V153H158L157 155L159 156L158 159L155 157L156 155H155V153H153V151H152V153H153L154 155L152 154V158H153L154 160L151 159V157H150V162H151V163L156 162V165H155V163H153V165H155L154 167H153V165L150 166V167H152V169L155 168V169H154L155 172H152L153 174L156 173V171H157V168H156V167H157V166H160V167H161V165H162V163L165 161V159H166L167 162L163 163L164 165H162L161 168H163L164 166L169 167L168 163H170V161H171L172 158H173L172 156L168 155V159H171V160H168V159H167V155L165 154L164 156H165L166 158L163 157V158H164V159H163V158L161 157V158H162V159H161V158H160V154H159L160 151H159L158 149H157ZM169 151H170V152H169ZM232 151H233V152H232ZM116 152L118 153V151H116ZM116 152H115V155H119V154H116ZM144 152H145V151H144ZM168 152H169V153H168ZM226 152H227L228 154H226ZM246 152H247V153H246ZM1 153H2V152H1ZM111 153H112V152H111ZM130 153H131V152H130ZM145 153H147V152H145ZM176 153H177V152H176ZM178 153H179V152H178ZM40 154H41V153H40ZM98 154H99V153H98ZM173 154H174V153H173ZM194 154H195V156H194ZM234 154H233V155H234ZM2 155L4 156V154H2ZM10 155H11V154H10ZM10 155H9V156H10ZM163 155H161V156H163ZM199 155H200V154H199ZM218 155H219V154H218ZM220 155H221V154H220ZM9 156H8V157H9ZM143 156H144V157H143ZM143 156L141 157V159H142V161L146 159V164H145V165H147V163L149 162L147 156H149V155H143ZM158 156H157V157H158ZM196 156H197V157H196ZM200 156H201V155H200ZM249 156H250V157H249ZM254 156H256V157H254ZM4 157H5V156H4ZM10 157H11V156H10ZM92 157H94V155H93ZM97 157H98V158H95V164H94V166H96V162L99 164L98 160L96 161V159H99V156H97ZM115 157H116V156H115ZM117 157H119V156H117ZM120 157H121V155H120ZM130 157H131V156H130ZM145 157H146V158H145ZM154 157L156 158V160H155ZM171 157H172V158H171ZM251 157H252V158H251ZM24 158H25V157H24ZM100 158H101V157H100ZM143 158H145V159H143ZM174 158H173V159H174ZM230 158H231V160H230ZM0 159H2V158L0 157ZM4 159L7 160V158H4ZM159 159H161L162 161L164 160V161H163V162H162L161 160L159 161ZM180 159H181V160H180ZM9 160H10V158H9ZM21 160H22V159H21ZM24 160H25V159H24ZM88 160H89V159H88ZM100 160H101V159H100ZM151 160H152L153 162H152ZM176 160L174 159V160L171 161V162H172L171 165L174 164V165H172V166H173V169H175L174 167H175V165H176V164L173 163V162L176 161ZM187 160H188V162H187ZM2 161H3V160H2ZM11 161H12V160H10V163H11ZM18 161H19V160H18ZM89 161H90V160H89ZM101 161L103 162V159H102ZM134 161H135V160H133V162H134ZM142 161H141V162H142ZM197 161H198L199 164L201 163L199 166H198V164H197V165H194V164H193V162H197ZM201 161H203V162H201ZM249 161H250V163H249ZM19 162H20V161H19ZM136 162H137V161H135V163H136ZM157 162H158V163H157ZM160 162H161V164H160ZM176 162H177V161H176ZM206 162H207V164H206ZM237 162H240V163H237ZM16 163H18V162H16ZM100 163H101V162H100ZM103 163H105V161H104ZM135 163H133L134 166L136 165ZM166 163H167V165H165ZM202 163H205V164H203V165H205L204 167L201 166ZM19 164H21V163H19ZM98 164H97V165H98ZM106 164H107V163H106ZM143 164H144V163H143ZM149 164H150V163H149ZM149 164H148V166H149ZM158 164H159V165H158ZM195 164H196V163H195ZM4 165H5V164H4ZM5 166H6V165H5ZM12 166H13V164H12ZM100 166H102V164H101ZM140 166H141V164H140ZM176 166H177V165H176ZM186 166L188 167L187 169L190 170V173H189V170H187V169H186V171L184 170V169L186 168ZM196 166H197V167H196ZM238 166H237V167H238ZM13 167L15 168L16 165L13 166ZM98 167H99V166H98ZM107 167H108V166H107ZM125 167H126V166H125ZM167 167H166V168H167ZM202 167L204 168V170H203ZM208 167H206V169H207ZM101 168H102V170L105 169V168H103V167H101ZM126 168H127V167H126ZM138 168H139V167H138ZM138 168H137V170H138ZM143 168H145V167H143ZM148 168H149V167H148ZM209 168H208L207 171H206V170H205V171L208 172V171H209ZM5 169H7V168H5ZM9 169L11 170V168H9ZM15 169H16V168H15ZM25 169H27V168H25ZM90 169H91V168H90ZM141 169H142V166H141ZM141 169H140V170H141ZM167 169H168V168H167ZM179 169H180V168H179ZM179 169H178V170H179ZM201 169H202L203 171H202ZM10 170H9V171H10ZM95 170H96V169H95ZM140 170H139V171H140ZM143 170H144V169H143ZM145 170H147V169H145ZM148 170H149V169H148ZM154 170H152V171H154ZM161 170H162V169H161ZM161 170H160V171H157V174H159L160 172L162 173ZM168 170H169V169H168ZM6 171H7V170H6ZM16 171H17V169H16ZM27 171H28V170H27ZM96 171H98V170H96ZM108 171H109V170H108ZM165 171H166V170H165ZM181 171H182V170H181ZM194 171H195V170H194ZM200 171H199V172H200ZM210 171H211V170H210ZM212 171H211V173H212ZM7 172H8V171H7ZM7 172H6V173H7ZM106 172H107V171H106ZM111 172H113V170H112ZM137 172H138V171H137ZM149 172H150V170H149ZM167 172H168V171H167ZM170 172H172V171L170 170ZM201 172H200V173H201ZM206 172H204V173H206ZM215 172H216V171H214V173H212V174H215ZM14 173H15V172H14ZM28 173H29V172H28ZM30 173H32V172L30 171ZM109 173H110V172H109ZM114 173H116V172H114ZM188 173H189V174H188ZM9 174H10V173H9ZM9 174L7 173V177H8L9 180H10V175H9ZM11 174H12V173H11ZM26 174H27V173H26ZM98 174H99V173H98ZM139 174H141V173H139ZM181 174H182L183 176H182ZM187 174H188V175H187ZM190 174H191V175H190ZM8 175H9V176H8ZM12 175H13V174H12ZM17 175H18V174H17ZM43 175H44V174H43ZM66 175H67V174H66ZM116 175H117V174H116ZM120 175H121V174H120ZM120 175H119V177H120ZM160 175H161V174H160ZM160 175H159V177H161ZM215 175H216V174H215ZM0 176H1V174H0ZM19 176H20V175H19ZM83 176H84V175H83ZM87 176H88V175H87ZM99 176H100V178H101V175H100V174H99ZM139 176H140V175H139ZM157 176H158V175H157ZM184 176H187V177L191 176V177H189V180H188V178H186V177L184 178ZM7 177L5 176V178H7ZM23 177H24V176H23ZM23 177H22V178H23ZM37 177H38V176H37ZM44 177H45V175H44ZM67 177H68V175H67ZM113 177H114V175H113ZM117 177H118V176H117ZM121 177H122V175H121ZM180 177H181L182 179H181ZM195 177H196V178H195ZM201 177H202V176H200V179H202ZM211 177H212V176H211ZM216 177H217V176H216ZM12 178L15 179L14 176H12ZM12 178H11V179H12ZM30 178H31V177H30ZM100 178H99V180H100ZM111 178H112V176H111ZM161 178H162V177H161ZM165 178H166V177H165ZM214 178H215V177H214ZM214 178H213V180H214ZM1 179H2V178H1ZM24 179H25V178H24ZM31 179H32V178H31ZM94 179H95V178H94ZM96 179H97V178H96ZM112 179H113V178H112ZM112 179H111V180H112ZM118 179H119V178H118ZM122 179H123V177L121 178V180H122ZM190 179H191V180H190ZM32 180H35L34 177H33ZM32 180H31V182H32ZM70 180H71V179H70ZM101 180H102V178H101ZM101 180H100V182H101ZM108 180H109V178H108ZM115 180H116V179H113L112 181L114 182ZM123 180H124V179H123ZM147 180H148V179H147ZM161 180H162V179H161ZM170 180H171V181H170ZM175 180H176V182H175ZM187 180H188V181H187ZM192 180H193V181H192ZM194 180H195V181H194ZM196 180H197V182H196ZM198 180H199V181H198ZM0 181H2V180H0ZM4 181H5V180H4ZM4 181H3V182H4ZM13 181H15V180H13ZM19 181H20V180H19ZM24 181H25V180H22L21 182H24ZM97 181H98V180H97ZM124 181H125V180H124ZM124 181H122V182L120 181V182H121V183H125ZM173 181H174V182H173ZM189 181H190V182H189ZM203 181H204V180H203ZM217 181H218V178L216 179L215 183H216ZM70 182H71V181H70ZM105 182H106V181H105ZM116 182H117V181H116ZM118 182H119V181H118ZM155 182H157V181L155 180ZM230 182H232V181H230ZM230 182H228V184H229ZM6 183H7V182H6ZM27 183H28V182H27ZM33 183H35V182H33ZM82 183H83V182H82ZM98 183H99V181H98ZM163 183H164V184H163ZM165 183H166V184H165ZM170 183H172V184H173V183L176 184V185L178 186V188H177V186H176V188L173 187V186H171L172 184L170 185ZM189 183L191 184V186H190ZM196 183H198V184H196ZM3 184H4V183H3ZM7 184H8V183H7ZM9 184H10V183H9ZM70 184H71V183H70ZM99 184H103V182H101V183H99ZM99 184H98V185H99ZM146 184H147V183H146ZM148 184H147V185H148ZM193 184H194V185H193ZM199 184H200V185H199ZM205 184H206V183H205ZM205 184H204V185H205ZM226 184H227V183H226ZM250 184H251V185H250ZM16 185H17V184H16ZM16 185H15V186H16ZM19 185H20V184H19ZM26 185H27V184H26ZM122 185H123V184H122ZM195 185H198V186H195ZM22 186H23V185H22ZM32 186H34V184H33ZM101 186H102V185H101ZM105 186H106V185H105ZM163 186H164V188H162ZM165 186H166V188H165ZM168 186H169V188L172 187L171 190L174 191V192H173L174 194H172V191H171L170 189H169V190H170L171 192L168 191ZM170 186H171V187H170ZM214 186H215V188H214L215 190H213V187H214ZM9 187H11V185H10ZM26 187H27V186H26ZM98 187H99V186H98ZM103 187H104V185H103ZM121 187H122V186H121ZM150 187H151V188H150ZM194 187H195V188H194ZM207 187H208V188H207ZM12 188H13V187H12ZM29 188H31V187L29 186ZM29 188H28V190H29ZM85 188H86V187H85ZM100 188H101V189H104V188H102V187H100ZM117 188H119V187L117 186ZM173 188L176 190V193H175V190H173ZM201 188H202L203 192H204V190L207 191V192H208V190H209L210 193H207V192H206V193H207L206 195H205L204 193H202V197H203L204 195L207 196V198H206L207 200L205 199V197L203 198L204 200H201L202 197L198 196V197H200V199H198V197H197V199H196L197 201H200V202L198 203V202H196L195 198H196V195H199V192L201 193L202 190H199V189H201ZM211 188H212V189H211ZM6 189H7V188H6ZM19 189H20V188H19ZM122 189H123V188H122ZM156 189H157V190H156ZM163 189H166V191H163ZM193 189H194V191H193ZM207 189H208V190H207ZM210 189L212 190V192H211ZM4 190H5V189H4ZM11 190L13 191V189H11ZM22 190H23V189H22ZM22 190H21V192H22ZM124 190H127V189L124 188ZM124 190H123V191H124ZM152 190H151V191H152ZM155 190H156V191H155ZM177 190H178V191L181 190V193L179 194L180 191L178 192ZM14 191H15V190H14ZM14 191H13V192H14ZM19 191H20V190H19ZM25 191H26V190H25ZM159 191H162V192H159ZM215 191H216V192H215ZM221 191H223L224 193L222 194ZM116 192H117V191H116ZM120 192H121V191H120ZM154 192H153V193H154ZM163 192H164V193L167 192V193H165V194H169V193H170L168 196H166V198L169 199V198L171 197L172 199H173V198H174V199H173V200H170V199H171V198H170V199H169L170 202H165V203H164L165 197H164V199H163ZM168 192H169V193H168ZM177 192H178L179 195L177 194ZM213 192H215V193L212 194ZM7 193H8V190H7ZM9 193H10V190H9ZM9 193H8V194H9ZM16 193H17V191H16ZM27 193H28V192H27ZM31 193H32V192H31ZM123 193H126V191L123 192ZM150 193H152V192H150ZM189 193H190V192H189ZM8 194H7V197H9ZM10 194H11V193H10ZM21 194H22V193H21ZM121 194H122V193H121ZM176 194H177V196H176ZM211 194H212V196L214 195V198H213V197L209 198V197L211 196ZM230 194H232L233 196L230 195ZM234 194H235V197H234ZM238 194H239V196H240V194H241V196H240L239 198L237 197ZM5 195H6V194H5ZM12 195H13V194H12ZM29 195H30V193H29ZM117 195L120 196V197L118 196L119 198H122L123 196L126 198V195H123V196L120 195V194H117ZM159 195H160L162 198H161ZM171 195H173V196H171ZM174 195H175V197H174ZM208 195H209V197H208ZM242 195H244V196H242ZM245 195H246V196H245ZM10 196H11V195H10ZM24 196H25V195H24ZM128 196H129V194H128ZM178 196H180V198H182V200H180V198H178ZM183 196H184V197H183ZM176 197L178 198V200H175ZM246 197H248V198H246ZM5 198H6V197H5ZM12 198H13V197H12ZM12 198H11V197L8 198L9 201H11V203H10V202H7V203L10 204V206H11V205H12V206L15 205L14 202H12ZM159 198H160V199H159ZM177 198H176V199H177ZM183 198H185V199L187 198V199H188V200H187L188 203L186 202V200H183ZM212 198H213V199H212ZM10 199H11V200H10ZM32 199L34 200V198H32ZM32 199H30V200H32ZM168 199H167V200H168ZM209 199H210V200H209ZM5 200H7V198H6ZM13 200H14V199H13ZM17 200H19V199L16 198V200H14V201L16 202ZM30 200H29V201H30ZM179 200H180V201H179ZM205 200H206V201H205ZM211 200H212V201H211ZM213 200H214V201H213ZM7 201H8V200H7ZM24 201H26V199H25ZM154 201H153V202H154ZM171 201H174V202H175V201H178V202H180V204H182V205H180L179 203H178V205H179L180 207H182L185 211H184V210L181 211L182 208H180V207H178V206H177V208H176V207H175L176 204H174V202H171ZM203 201H204V202H203ZM35 202H36V200H35ZM35 202H34V203H35ZM96 202H97V201H96ZM150 202H152V201H150ZM181 202H182V203H181ZM192 202H193V203H192ZM202 202H203V203H202ZM210 202H211V203H210ZM7 203H6V205L9 206V204H7ZM27 203H28V201H27ZM27 203H25V204H27ZM170 203H172L173 205L170 204ZM175 203H176V202H175ZM186 203L189 205V207L187 206ZM189 203H190V204H189ZM195 203H196V204H195ZM201 203H202V204H201ZM28 204H29V203H28ZM28 204H27L26 206H28ZM30 204H31V203H30ZM37 204H38V203H37ZM37 204H35V205H37ZM131 204H132V203H131ZM151 204H152V203H151ZM166 204L168 205L169 208L173 206L174 209H172V208L169 209V208L165 207ZM192 204H194V205H192ZM96 205H99V203L96 204ZM154 205L156 206L155 203H154ZM154 205H153V206H154ZM169 205H170V206H169ZM171 205H172V206H171ZM190 205H192L193 207L191 208ZM195 205H196V206H195ZM16 206H18V204H16ZM23 206H25V205H23ZM33 206H34V204H33ZM39 206H40V205H39ZM39 206H38V207H39ZM100 206H101V205H100ZM194 206H195V207H194ZM198 206H199V205H198ZM28 207H29V206H28ZM35 207H36V206H35ZM208 207H210V209H209ZM7 208H8V207H7ZM17 208H18V207H17ZM30 208H31V207H30ZM154 208H155V207H154ZM185 208H186V209H185ZM198 208H199V207H198ZM202 208H203V209H202ZM8 209H9V208H8ZM33 209H34V208H32V210H33ZM155 209H156V208H155ZM16 210H17V209H16ZM30 210H31V209H30ZM43 210H45V209H43ZM190 210H189L188 212H189V213H192V212H190ZM198 210H199V209H198ZM0 211L2 212V210H0ZM33 211H34V210H33ZM157 211H158V210H157ZM179 211H178V212H179ZM48 212H49V211H48ZM135 212H136V211H135ZM155 212H156V211H155ZM168 212H169V211H168ZM188 212H187V213L185 212L184 214H188ZM43 213H44V212H43ZM133 213H134V212H133ZM213 213H212V214H213ZM52 214H53V213H52ZM134 214H135V213H134ZM140 214H142V213H140ZM178 214H180V213H178ZM234 214H233V215H234ZM0 215H1V214H0ZM137 215H138V214H137ZM143 215H144V214H143ZM53 216H54V215H53ZM130 216H131V215H130ZM135 216H136V215H135ZM181 216H182V215H181ZM185 216H188V217H189V215H185ZM185 216H184V217H185ZM209 216H210V215H209ZM212 216H213V215H212ZM225 216H224V217H225ZM157 217H158V216H157ZM161 217H162V216H161ZM161 217H160V218H161ZM163 217H164V216H163ZM172 217H174V216H172ZM175 217H177V215H176ZM190 217H191V216H190ZM136 218H137V216H136ZM2 219H3V217H2ZM45 219H46V218H45ZM137 219H138V218H137ZM168 219H169V218H168ZM260 219H261V218H260ZM19 220H21V218H18V221H19ZM22 220H23V219H22ZM133 220H134V219H133ZM225 220H226V219H225ZM225 220H223V221L225 222ZM257 220H258V219H257ZM18 221H17V225H18ZM23 221H24V220H23ZM136 221H137V220H136ZM163 221H165V218H164ZM182 221H183V220H182ZM208 221H209V220H208ZM218 221H219V220H218ZM250 221H253V220H250ZM250 221L247 222V224H248V223L252 224V222H250ZM255 221H256V220H255ZM25 222H26V221H25ZM214 222H215V220H214ZM216 222H217V220H216ZM257 222H258V221H257ZM26 223H27V222H26ZM182 223H183V222H182ZM211 223L213 224L212 221H211ZM217 223H218V222H217ZM217 223H216V224H217ZM3 224H4V223H3ZM22 224H23V223H22ZM212 224H211V226H212ZM247 224H246V225H247ZM250 224L247 225V227H249V226L251 227ZM27 225L29 226V224H27ZM232 225H233V224H231V226H232ZM252 225H253V224H252ZM19 226H20V225H19ZM25 226H26V225H25ZM25 226H24V228H25ZM28 226H27V228H25L26 230L29 229ZM42 226H44V225H42ZM45 226H46V227H44V229H45V228L47 229V228H48L47 225H45ZM243 226H244V225H243ZM257 226H258V225H257ZM178 227H179V226H178ZM178 227H176V228H178ZM19 228H21V226H20ZM31 228H32V230L35 229V228L32 227V225H31ZM143 228H144V227H143ZM194 228H195V227H194ZM211 228H212V227H211ZM235 228H236V227H234V229H235ZM22 229H23V228H22ZM42 229H43V227H42ZM44 229H43V230H44ZM46 229H45V230H46ZM212 229H213V228H212ZM253 229H254V228H253ZM9 230H11V229H9ZM47 230H48V229H47ZM156 230H157V229H156ZM176 230H178V229H174V228H171V227L167 226V227H166V230H165V233H166V234H165V238H168L169 240L172 239V235H173L174 233H175V234H176V233L178 234V232H177ZM237 230H239V229L234 230V232H232V234H230V233H229V234H228V233H223V234H222V235H223V236H222L223 240L221 239V240H219L218 242H215V243L213 244V246H211L212 249L210 248V250H212V251H210V253L212 254V252H213V254H214V252L217 251L216 248H220V246L222 247L223 245H226V246H227V244L229 243V246H227V247H229L230 250H227L226 254H228V255L230 254V256H228V255H227V256H224V255H226V254H224L223 256H224V257H227V258L231 257V254H233L231 251H233V250H232L231 247H230L231 244H230V241H229V240H232V239H233V242H234V240L238 237V231H237ZM254 230H255V229H254ZM24 231H25V230H24ZM30 231H31V230H30ZM35 231H36V229H35ZM239 231H240V230H239ZM246 231H247V230H246ZM249 231H250V229H249ZM249 231H248V232H249ZM46 232H48V231H46ZM153 232H154V231H153ZM252 232H253V230H252ZM30 233H31V232H30ZM32 233H34V231H32ZM32 233H31V234H32ZM236 233H237V234H236ZM31 234H30V235H31ZM35 234H36V233H35ZM45 234H46V233H45ZM48 234H50V233L48 232ZM55 234H56V233H55ZM91 234H92V233H91ZM155 234H157V233H155ZM4 235H5V234H4ZM17 235H18V234H17ZM17 235H16V237H17ZM26 235H27V234H26ZM28 235H29V234H28ZM141 235H142V234H141ZM151 235H152V234H151ZM153 235H154V234H153ZM187 235H188V233H187ZM187 235H186L185 238H187ZM33 236H34V235H32V237H33ZM35 236H36V235H35ZM44 236H46V235H44ZM44 236H43V237H44ZM55 236H56V235H55ZM154 236H155V235H154ZM235 236H236V237H235ZM6 237H7V236H6ZM29 237H30V236H29ZM52 237H53V236H52ZM57 237H58V236H57ZM139 237H140V235H139ZM157 237H158V236H157ZM179 237H180V233H179L178 238H179ZM34 238H35V237H34ZM48 238H49V237H48ZM152 238H153V237H152ZM229 238H232V239H229ZM37 239H38V238H37ZM37 239H36V240H37ZM140 239H141V238H140ZM140 239H139V240H140ZM188 239H189V238H188ZM48 240H49V239H48ZM48 240H46V242H47ZM166 240H167V239H166ZM175 240H176V239H175ZM177 240H178V239H177ZM236 240H237V239H236ZM236 240H235V241H236ZM167 241H168V240H167ZM227 241H229V242H227ZM237 241H238V240H237ZM1 242H2V241H1ZM44 242H45V241H44ZM48 242H49V241H48ZM59 242H60V241H59ZM148 242H150V241H148ZM152 242H154V241H152ZM168 242H169V241H168ZM171 242H172V241H171ZM175 242H176V241H175ZM223 242H224L225 244H224ZM42 243H43V242H42ZM42 243H41V245H43ZM86 243H87V242H86ZM221 243H222L223 245H222ZM226 243H227V244H226ZM231 243H232V242H231ZM159 244H160V243H159ZM161 244H162V243H161ZM161 244H160V245H161ZM185 244H186V243H185ZM57 245L59 246L60 244H57ZM68 245H69V244H68ZM68 245H67V246H68ZM157 245H158V244H157ZM182 245H183V244H182ZM232 245H233V244H232ZM43 246H44V245H43ZM63 246H64V245H60V247H63ZM69 246H70V245H69ZM146 246H147V245H146ZM146 246H144V247H146ZM158 246H159V245H158ZM176 246H177V244H176V243H173V247L175 248ZM233 246H234V245H233ZM39 247L41 248V246H39ZM177 247L179 248V246H177ZM235 247H237V246H235ZM49 248H50V246L48 247V249H49ZM55 248H56V247H55ZM68 248H69V247H67V249H68ZM85 248H86V247H85ZM138 248H139V247H138ZM159 248H160V247H159ZM222 248H223V247H222ZM50 249H51V248H50ZM50 249H49V251H51ZM57 249H59V247H58ZM61 249H62V248H61ZM64 249H66V248H63V249H62L63 251L59 250V251H61L60 254L63 256L62 258L65 257V256H64L65 254H66V256H67L68 254H71V252H72V256L74 255L73 249H71V247H70L69 250H68L69 253H66V250H64ZM70 249H71L72 251H71ZM83 249H84V248H83ZM86 249H87V248H86ZM86 249H85V250H86ZM146 249H147V247H146ZM193 249H194V252H195V253L198 251V250L195 251V248H193ZM193 249H192V250H193ZM196 249H198V248H196ZM224 249H225V248H224ZM234 249H235V248H234ZM46 250H47V249H46ZM55 250H56V249H55ZM87 250H88V249H87ZM124 250H125V249H124ZM126 250H127V249H126ZM138 250H139V249H138ZM148 250H149V249H148ZM172 250H173V248H172ZM176 250H177V249H176ZM176 250L174 249V251H176ZM178 250H180V248H179ZM236 250H237V249H236ZM122 251H123V250H122ZM167 251L171 252V251L169 250V248L167 249ZM186 251H187V250H186ZM229 251H230V252H229ZM64 252H65V253H64ZM80 252H81V251H80ZM97 252H100V251H97ZM124 252H125V251H124ZM128 252H129V251H128ZM184 252H185V250H184ZM47 253H48V252H47ZM62 253H63V254H62ZM87 253H88V251H87ZM142 253H145V252H142ZM150 253H151V252H150ZM167 253H168V252H167ZM171 253H172V252H171ZM178 253H179V251H178ZM185 253H186V252H185ZM187 253H188V252H187ZM195 253H194V254H195ZM197 253H198V255H199L200 251L197 252ZM60 254H59V252H58L59 257L61 256ZM78 254H79V253H78ZM78 254H77V255H78ZM131 254H132V253H131ZM162 254H163V252H162ZM175 254H176V253H174V255H175ZM189 254H191V253H189ZM189 254H188V255H189ZM211 254H209V255H210L211 257L214 256V258H215L214 261H216V262L219 261V262H223V263H224V259H225V258L223 259V256H222V258L220 257L221 260L223 259L222 261H220V260H216V259H217V255H211ZM215 254H216V253H215ZM6 255H7V254H6ZM98 255H99V254H98ZM103 255H104V254H103ZM118 255H119V254H118ZM164 255H167V254H165V252H164ZM186 255H187V254H186ZM188 255H187V256H185V255H180V256H184V257L188 258V260H189L190 255H189V256H188ZM195 255H196V254H195ZM198 255H197V256H198ZM201 255H202V254H200L199 256H201ZM209 255H207V256L205 255V257H207V258H206V261L204 260V259H205V258H204L203 260L201 259L202 261H199V260H198V262L196 261L197 263H196V262H195V263H196V264H198V263H199V264H201V263L204 264L203 262H207V261H208L207 259L209 258V257H208ZM31 256H32V255H31ZM80 256H82V255L80 254ZM105 256H106V255H105ZM123 256H124V255H122V258H123ZM130 256H131V255H130ZM146 256H147V255H146ZM157 256H158V255H157ZM193 256H194V255H193ZM193 256H192V257H193ZM199 256H198V257H199ZM73 257H74V258H73ZM73 257H72V258H73V259H72V258L69 256V258H70L71 261H72V260L74 261L75 256H73ZM167 257H168V256H167ZM175 257H176V256H175ZM8 258H9V256H8ZM33 258H34V257H33ZM78 258H79V257H77V259H78ZM89 258H90V256H89ZM107 258H108V256H107ZM124 258H126V261H128V259H129V258L126 257V256H125ZM127 258H128V259H127ZM145 258H146V257H145ZM159 258H160V257H159ZM169 258L171 259V258H174V257H172V256L170 255ZM193 258H194V257H193ZM200 258H202V257H200ZM232 258H233V257H232ZM64 259H65V258H64ZM64 259H62V260H64ZM79 259H80V258H79ZM115 259H116V258H115ZM120 259H121V258H120ZM166 259H167V258H166ZM179 259H180V258H178V260H179ZM181 259H182V257H181ZM190 259H191V257H190ZM195 259H196V258H195ZM59 260L62 261V260H61V257L59 258ZM66 260H67V262L70 261V260L68 259V257H67ZM83 260H84V259H83ZM83 260H82L81 262H83ZM89 260H90V259H89ZM94 260H95V259H94ZM124 260H125V259H124ZM159 260H160V259H159ZM163 260H164V258H163ZM163 260H162V261H163ZM178 260H177V261H178ZM182 260H183V259H182ZM191 260H192V259H191ZM193 260H194V259H193ZM33 261H34V260H33ZM73 261H72L71 264H73ZM95 261H96V260H95ZM103 261H104V260H103ZM109 261H110V260H109ZM126 261H124V262H126ZM165 261H166V260H165ZM65 262H66V261H65ZM89 262H90V261H89ZM117 262H118V261H117ZM168 262H169V261H168ZM168 262H166V263H168ZM171 262H172V261H171ZM173 262H174V261H173ZM178 262H180V261H178ZM181 262H184V261H181ZM181 262H180V263H181ZM211 262H212V261H211ZM225 262H226V259H225ZM69 263H70V262H69ZM164 263H165V262H164ZM62 264H64V261H62ZM65 264H67V263H65ZM74 264H75V263H74ZM106 264H107V263H106ZM126 264H127V262H126Z\"/></svg>",
  "mask_w": 264,
  "mask_h": 264
}]
</instances>
